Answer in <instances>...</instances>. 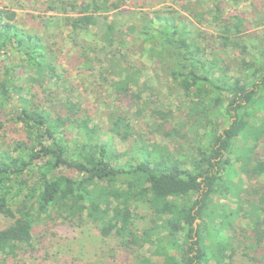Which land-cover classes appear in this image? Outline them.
Masks as SVG:
<instances>
[{"label": "trees", "instance_id": "1", "mask_svg": "<svg viewBox=\"0 0 264 264\" xmlns=\"http://www.w3.org/2000/svg\"><path fill=\"white\" fill-rule=\"evenodd\" d=\"M105 3L61 2L62 11L73 13L60 19L81 62L97 70L118 101L107 116L111 136L142 142L123 152L101 139L99 127L59 76L51 45L41 34L20 28L15 11L0 8V112L16 96L17 112L5 114L24 131L9 151L0 149V255L31 250L35 224L44 216L103 222L102 233L115 230L134 253L131 264H234L237 256L264 264V28L248 35L244 13L215 15L214 40L224 51H236L228 61L213 51L212 36L197 29L203 18L196 24L176 13L155 12L156 21L144 18L125 30L107 24L96 44L78 42L79 34L96 26ZM128 36L137 42L133 51L122 45ZM143 58L161 64L187 98L189 123L154 104L142 122L151 134L172 137L176 151L146 144L133 123L144 115L141 105L152 102L140 89ZM233 68L236 76L229 75ZM32 84L44 100L26 95ZM123 103L132 104L134 112L122 111ZM189 125L197 134L205 131L203 141L184 152L179 142ZM236 165L243 176L232 183L223 174ZM217 194L232 197L230 206H219ZM138 205L149 210L143 230L134 227ZM204 227L212 238L204 236ZM144 247L149 254L141 253Z\"/></svg>", "mask_w": 264, "mask_h": 264}, {"label": "rangeland", "instance_id": "2", "mask_svg": "<svg viewBox=\"0 0 264 264\" xmlns=\"http://www.w3.org/2000/svg\"><path fill=\"white\" fill-rule=\"evenodd\" d=\"M86 0H0V8H6L15 11L17 15V23L20 28L41 34L44 41L51 45L52 55L54 57L57 72L64 83L73 88V94L77 95L75 100L81 103L82 108L90 118L91 124L99 127V132L102 140H109L110 145L119 152L134 149L142 142H122L117 137L111 136L109 132L107 116L114 106H117L118 101L113 93L107 90L106 85L98 78L99 74L93 69H89L86 64L81 62L79 58L80 49L72 44V41L67 36L68 31L63 27L61 17L62 13H73V11H62L63 5L61 2H81ZM107 8L99 13H96L98 20L96 26L86 34L77 36L78 42H88V44L97 43V34L104 31V26L110 24L116 28L125 30L131 24H140L146 19L156 21L157 16H165L176 13L185 16L189 21L198 24V19L203 18L201 24H198L201 33L210 38V44L213 51L217 52L223 60L228 61L233 54L230 49L221 48L218 40H214L216 36L215 24L213 18L215 15L226 17L233 13H244L245 25L248 30L244 31L249 34H259L264 28V0H104ZM117 4L118 9L112 5ZM216 4L220 6V11L216 10ZM61 8V10H60ZM211 13V14H210ZM65 15V14H64ZM60 19V20H59ZM59 21V22H58ZM105 22V23H104ZM246 35V33H244ZM263 36V34L261 35ZM129 40L122 44L129 46L132 51L137 46V42L131 36ZM247 40V38H246ZM135 42V43H134ZM134 44V45H133ZM138 48V47H137ZM136 48V49H137ZM138 51V49L136 50ZM230 51V52H229ZM209 57V50L206 51ZM134 57V56H133ZM131 56V58H133ZM136 58V56L134 57ZM145 63L143 69L144 79L140 80L145 85H141L143 98L146 101H152L149 107L145 104L141 105V112L144 115H139V120H135V126L139 133L143 135L142 140L147 144L155 143L165 148L176 151V141L170 136H159L151 134L149 128L146 129L142 125L143 121L148 120L145 115L149 114L153 108V104L163 108L169 107L175 111V117L181 121L187 122L186 115L188 113L187 98L176 88L175 84L169 80L164 74V69L159 63H152L146 58L142 59ZM1 67V62H0ZM230 76H236L234 68L229 71ZM34 87L27 90L26 95H35L38 101L45 99V95L40 91L37 84H32ZM53 88V86H52ZM24 94V93H23ZM262 99L259 100L261 102ZM122 111L129 110L134 112L132 104L123 103L120 105ZM19 108L17 97L10 99L6 105V112L15 115ZM150 108V110H149ZM144 109V110H143ZM255 113L258 108L253 109ZM0 112V149L1 151H9L10 146L16 140L24 137V131L21 124L15 123L10 116ZM10 112V113H9ZM131 117V114H129ZM222 118V117H221ZM131 119H133L131 117ZM189 123V122H187ZM186 123V124H187ZM189 129L185 131L184 137L180 139L179 144L182 146V151L189 150L197 145L199 141H203L202 134L205 128H201L199 133H195L196 127L189 125ZM70 138L75 132H69ZM235 164L233 165V167ZM236 169V170H235ZM234 171L230 174H223L224 178L231 179L232 183H237L239 177L243 176L240 173L237 165ZM214 200L219 206H230L232 197H223L217 194ZM221 208V207H219ZM137 216L134 221V227L143 230L148 224L149 210L141 205L136 206ZM198 220L195 222L197 223ZM105 224L101 221L95 222L88 218H84L80 223L68 222L61 218L53 219L42 216L35 224L33 238L34 246L26 253L19 254L14 257L4 258L0 255V264H131L135 263L134 253L129 249L124 248L121 243V237L112 230L108 235H104L101 228ZM211 227V226H210ZM203 234L209 233L212 238L209 228H203ZM209 237L207 240H210ZM151 250V249H150ZM148 247H144L141 253L149 254ZM176 255V252H170ZM151 260L161 263L163 258L150 256ZM251 261L246 257L237 256L234 264H251ZM213 264V263H211Z\"/></svg>", "mask_w": 264, "mask_h": 264}]
</instances>
